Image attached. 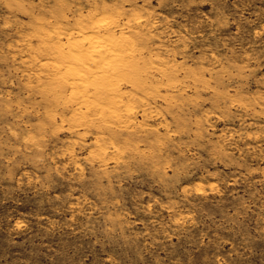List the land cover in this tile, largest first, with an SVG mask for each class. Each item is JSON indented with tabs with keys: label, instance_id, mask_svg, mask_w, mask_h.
I'll list each match as a JSON object with an SVG mask.
<instances>
[{
	"label": "rangeland",
	"instance_id": "1",
	"mask_svg": "<svg viewBox=\"0 0 264 264\" xmlns=\"http://www.w3.org/2000/svg\"><path fill=\"white\" fill-rule=\"evenodd\" d=\"M0 264H264V0H0Z\"/></svg>",
	"mask_w": 264,
	"mask_h": 264
},
{
	"label": "clouds",
	"instance_id": "2",
	"mask_svg": "<svg viewBox=\"0 0 264 264\" xmlns=\"http://www.w3.org/2000/svg\"><path fill=\"white\" fill-rule=\"evenodd\" d=\"M126 3H133V4H138L140 3V0H125ZM152 0H143V4H151ZM158 3L163 5L165 3H167V0H158ZM143 6V5H141ZM129 23H143V21L138 20L136 18H134L132 21H129Z\"/></svg>",
	"mask_w": 264,
	"mask_h": 264
},
{
	"label": "bare ground",
	"instance_id": "3",
	"mask_svg": "<svg viewBox=\"0 0 264 264\" xmlns=\"http://www.w3.org/2000/svg\"><path fill=\"white\" fill-rule=\"evenodd\" d=\"M106 67V66H105Z\"/></svg>",
	"mask_w": 264,
	"mask_h": 264
}]
</instances>
